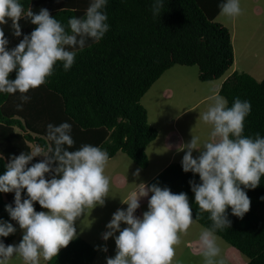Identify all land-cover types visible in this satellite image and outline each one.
<instances>
[{"label": "clouds", "instance_id": "obj_1", "mask_svg": "<svg viewBox=\"0 0 264 264\" xmlns=\"http://www.w3.org/2000/svg\"><path fill=\"white\" fill-rule=\"evenodd\" d=\"M106 0H92L83 18L69 19L71 34L46 8L38 13L29 9L26 13L32 25L30 34L9 49V40L0 28V93L19 92L23 104L30 100L25 95L38 88L53 74L58 61L69 70L76 52L68 50L79 46L83 49L86 39L99 41L109 31L107 15L102 11ZM162 0H154L153 14H159ZM220 14L235 17L241 14L240 0H223ZM24 14L18 0H0V24L10 19L12 35H22L19 20ZM15 71V79L10 74ZM251 111V104L236 98L231 107L222 96L213 97L207 110L199 115L212 127L209 141L197 147L199 138L192 135L190 143L180 146L186 149L182 159L184 172L198 174L201 183L189 181L195 194V203L202 212L210 213L211 228H204L198 239L203 264H224L220 256L215 231L231 226L227 217L232 214L242 218L250 210V198L244 188L254 189L264 176V137L253 139L242 135L244 120ZM71 125H47V139L54 143L45 152L40 147L30 153L12 156L6 171L0 175V192H14V204L7 205L12 220L23 231L19 244L5 245L0 241V264H8L15 255L23 264H40L41 258L50 261L76 237L75 221L86 208L103 205L110 190V178L105 175L109 154L97 146L85 144L70 151L74 140ZM65 145L67 147H65ZM198 150L199 156L193 157ZM37 156L40 162L29 164ZM50 175L51 178H46ZM134 175H139V170ZM139 192L122 201L127 209H117L102 234L107 241L114 237L116 254L106 259V264H173L176 246L181 234L193 223L192 208L186 193H173L169 188L141 184ZM243 186V187H242ZM26 190L27 198H22ZM148 210L141 217L134 215L140 207V199L148 197ZM46 211L37 212L35 203ZM127 225L121 229V224ZM11 223L0 220V237L14 234ZM119 235H115L116 233ZM105 252L107 248L103 249Z\"/></svg>", "mask_w": 264, "mask_h": 264}, {"label": "trees", "instance_id": "obj_2", "mask_svg": "<svg viewBox=\"0 0 264 264\" xmlns=\"http://www.w3.org/2000/svg\"><path fill=\"white\" fill-rule=\"evenodd\" d=\"M24 8L19 20L22 35H12V21L0 24L15 47L23 35L36 27L26 13L49 10L71 34L69 19L83 18L92 0H18ZM154 0H106L102 11L107 15L109 31L99 41L86 39L83 49L77 46L72 67L64 70L58 61L53 74L38 88L25 95L0 93V175L12 156L32 152V145L45 152L54 143L47 139V125H71L74 140L70 151L89 144L106 150L109 157L118 151L125 153L141 168L148 165L147 145L157 136L156 128L147 121V110L141 97L169 68L175 65L198 67L201 81L218 79L233 64V46L229 29L215 21L220 8L208 10L202 0H162L159 14L152 11ZM15 71L9 78L15 79ZM218 93L231 107L236 98L248 101L251 111L244 120L245 137H264V78L256 80L246 72L234 71L221 83ZM65 147H67L65 145ZM37 156L29 164L40 162ZM46 178H51L50 175ZM189 181L201 183L198 174L184 172L182 163L167 164L149 185L167 187L173 193L187 194L193 219L204 228H211L210 213L202 212L195 203ZM243 187V186H242ZM250 198V210L242 218L227 209L230 227L217 229L215 234L248 257L245 264H264V176L260 184L243 189ZM15 193L0 192V220L11 223L14 234L0 237L7 246L21 231L11 219L7 205L14 204ZM22 198H27L26 190ZM35 210L41 209L39 203ZM95 249L85 239L76 236L67 247L47 264H92Z\"/></svg>", "mask_w": 264, "mask_h": 264}, {"label": "rangeland", "instance_id": "obj_3", "mask_svg": "<svg viewBox=\"0 0 264 264\" xmlns=\"http://www.w3.org/2000/svg\"><path fill=\"white\" fill-rule=\"evenodd\" d=\"M240 7L242 12L238 16L228 17L219 13L215 18V21L229 29L233 46V64L221 77L201 81L196 65H175L167 69L141 97L140 103L147 110L148 124L157 130L156 138L146 147L147 167H139L122 151L109 157L105 175L110 178V190L104 204L86 208L75 221L76 236L85 239L95 249L92 264H106V259L116 254L114 237L105 241L102 234L108 231L106 225L117 209H127V204L122 201L139 192L141 184L150 187L149 181L167 164L182 163L186 149L181 151L180 146L190 143L192 135L199 138L198 148L202 149L203 144L209 141L212 127L199 119V115L207 110L213 97L221 96L218 90L225 78L234 71L246 72L256 80L264 78V0H240ZM32 149L35 150L34 145ZM192 154L195 158L200 152L194 150ZM137 170L138 176L134 175ZM150 197L151 193L140 199L135 216L142 218L148 210ZM41 211L46 209L42 208ZM126 226L122 223L121 229ZM203 229L193 219L187 232L181 234L173 264H203L198 246ZM22 236L21 230L8 245L19 244ZM215 236L221 249L218 260L222 259L224 264L248 262V257L221 237ZM105 247L106 252L103 250ZM46 262L41 258L40 264ZM8 264H23V261L14 255Z\"/></svg>", "mask_w": 264, "mask_h": 264}, {"label": "crops", "instance_id": "obj_4", "mask_svg": "<svg viewBox=\"0 0 264 264\" xmlns=\"http://www.w3.org/2000/svg\"><path fill=\"white\" fill-rule=\"evenodd\" d=\"M250 1H253V0H250ZM202 2L208 4V10H213L212 8H218V6L223 2V0H202ZM219 13H220V10H219L218 14L216 15V17L219 16ZM41 209L39 211H41Z\"/></svg>", "mask_w": 264, "mask_h": 264}]
</instances>
